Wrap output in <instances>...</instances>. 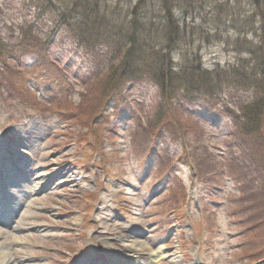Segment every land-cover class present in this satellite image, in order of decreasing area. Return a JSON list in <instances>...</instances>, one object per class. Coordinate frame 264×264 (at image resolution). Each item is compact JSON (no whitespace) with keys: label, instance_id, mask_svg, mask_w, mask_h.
<instances>
[{"label":"rangeland","instance_id":"rangeland-1","mask_svg":"<svg viewBox=\"0 0 264 264\" xmlns=\"http://www.w3.org/2000/svg\"><path fill=\"white\" fill-rule=\"evenodd\" d=\"M69 1L0 0L4 41L17 43L30 23L48 34L41 55L56 62L58 76L44 86L27 74L39 59L32 49L9 56V74L0 71V182L7 176L0 249L21 250L16 264H264V141L243 136L221 110L217 102L231 103L226 87L207 102L189 94L172 110L150 81L108 96L97 82L100 69L108 73L107 33L104 41L86 30L104 23L106 30L110 19L125 24L137 0H91L102 20L70 21L85 32L82 45L63 25L51 31L53 11ZM169 7L176 37L167 49L155 41L171 70L185 63L229 74L264 48L252 0H171ZM136 9L156 26L163 14L160 0ZM256 146L260 157L237 164ZM10 234L24 244H7Z\"/></svg>","mask_w":264,"mask_h":264},{"label":"trees","instance_id":"trees-1","mask_svg":"<svg viewBox=\"0 0 264 264\" xmlns=\"http://www.w3.org/2000/svg\"><path fill=\"white\" fill-rule=\"evenodd\" d=\"M162 5L163 14L162 17L157 20L156 26L153 20L149 17L135 16L136 12L143 3V0H137L132 11L129 13V19H126V23H121V18L110 19L106 30L105 23L102 28L100 25H93L90 29L86 30V33H90L95 37L101 38L105 41V33L110 45L108 46L107 57L108 65L106 67L108 73L105 70L100 69L101 76L97 79L103 92H107L108 96H118L121 90L127 84H133L135 81H150L157 87L158 94L160 95V101L166 103L169 108L176 109L184 101H187V96L192 93H201V102H207V100L214 99L215 94L222 91L224 87L227 95L229 96L231 103L227 101L217 102L221 107V110L231 117L235 123L236 129L243 134V136L255 133L256 137L264 141V48L263 46H256L255 50L259 51L249 60L241 61L237 66L238 69L229 74H218L211 76L205 71L195 69L191 65L183 63L177 72L169 69L167 62L157 55L158 50L162 48V44L165 42L167 49L168 45L173 38L176 37L178 32V24L175 16L173 15L169 4L171 0H160ZM91 0H70L63 7H59L54 10L55 19L52 20L51 31L53 32L57 27L63 25L67 28L73 38H78V45L84 43L85 32L75 27L77 23L71 24L70 21L78 19L87 22L90 18L97 21H101L102 12L100 6L94 7L91 4ZM253 7L258 11L260 16L261 30L264 33V0H252ZM255 3V5H254ZM74 8H79V12L71 15L69 11ZM135 10V12H134ZM137 21H135V18ZM176 22V25L173 23ZM135 28L137 35L133 37H118L117 35H111L109 32L129 31V29ZM83 31L84 33L80 32ZM159 33L160 36H156ZM49 35L41 36L37 30L34 31V25L31 23L26 27V30L22 33V37L10 45L4 41V37L0 34V71L5 74H9L8 68L10 64V58L13 53L25 52L26 49H32L38 54L39 59L27 72L31 75L39 84L46 86L50 81H46L47 77H58L54 73L56 62L44 57L41 53L44 52L43 47L46 45ZM50 38V37H49ZM156 39L160 38V42ZM110 47V49H109ZM170 51V50H169ZM258 53L261 55L257 56ZM10 56V58H9ZM186 69H189L186 71ZM17 71H20L16 68ZM246 70V71H245ZM216 79V80H215ZM53 81H58L54 79ZM17 84V83H16ZM18 86V85H17ZM8 88L14 89L13 81L9 83ZM171 89V90H170ZM245 90H251L252 95L247 99L244 93ZM126 91V90H124ZM123 92V91H122ZM244 94V95H243ZM110 95V96H111ZM243 95V96H242ZM118 98V97H117ZM171 103V104H170ZM216 103V104H217ZM160 102L157 103L156 116L160 112ZM161 120V119H160ZM163 123V121H162ZM178 123L173 128L177 127ZM173 128L171 130H173ZM234 134L238 132L232 131ZM233 133H228L229 136H233ZM241 137H236L232 140L233 146L239 145L242 142ZM260 146L254 147V151H250L249 154L245 153L241 157H237V164L254 162V159L260 157ZM242 149V148H241ZM239 159V160H238ZM241 160V161H240ZM251 168L252 165L250 164ZM198 168V167H197ZM253 179V181H255Z\"/></svg>","mask_w":264,"mask_h":264},{"label":"bare ground","instance_id":"bare-ground-1","mask_svg":"<svg viewBox=\"0 0 264 264\" xmlns=\"http://www.w3.org/2000/svg\"><path fill=\"white\" fill-rule=\"evenodd\" d=\"M6 178V177H5ZM12 179H16L15 177H13ZM46 181V180H45ZM5 183V182H4ZM17 184V183H16ZM0 185H1V183H0ZM18 186H19V184H17ZM7 202V200L6 201H2V200H0V211L2 210V207L5 205V203ZM0 221L2 222V219H0ZM5 232L3 231V228L2 227H0V236H2L3 234H4ZM9 236V239H7L6 240V242H7V244H9V245H12V244H24V240H23V238L22 237H17V236H15V235H12V234H10V235H8ZM132 243L131 244H129V245H127L128 247H132ZM107 250H109V251H113V249L111 248V246H108L107 247ZM19 252H21V250H19V249H14L13 250V252L12 251H10L9 249H0V264H16L14 261V259H15V254L16 253H19ZM157 256H158V254L159 253H155ZM154 254V255H155ZM110 258V259H109ZM108 259V261L110 262V260L112 259L111 257H109ZM132 260H130V262L128 263V264H133V261L131 262Z\"/></svg>","mask_w":264,"mask_h":264}]
</instances>
